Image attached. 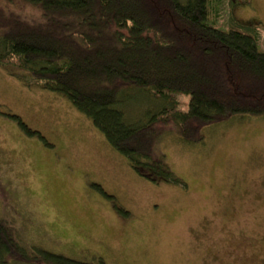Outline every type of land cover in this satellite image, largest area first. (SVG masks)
<instances>
[{
	"label": "rangeland",
	"instance_id": "1",
	"mask_svg": "<svg viewBox=\"0 0 264 264\" xmlns=\"http://www.w3.org/2000/svg\"><path fill=\"white\" fill-rule=\"evenodd\" d=\"M232 1L213 3L208 24H253L264 52V0ZM18 77L0 67V219L23 247L88 264H264V118L210 126L193 145L165 128L154 156L183 184L152 182L64 96ZM150 93L125 92L130 119L161 107ZM173 99L186 112L188 97Z\"/></svg>",
	"mask_w": 264,
	"mask_h": 264
},
{
	"label": "trees",
	"instance_id": "2",
	"mask_svg": "<svg viewBox=\"0 0 264 264\" xmlns=\"http://www.w3.org/2000/svg\"><path fill=\"white\" fill-rule=\"evenodd\" d=\"M218 1L0 0V67L64 96L140 177L183 184L154 156L165 128L193 145L210 126L264 118V52L256 27L232 18L227 31L210 26ZM146 89L161 107L150 118L130 119L125 92ZM179 95L188 97L186 112L177 110ZM12 118L26 135L42 139ZM18 240L1 218L0 264H88Z\"/></svg>",
	"mask_w": 264,
	"mask_h": 264
}]
</instances>
